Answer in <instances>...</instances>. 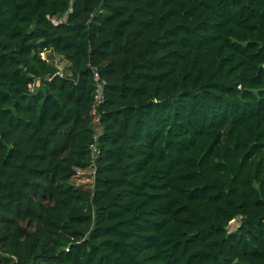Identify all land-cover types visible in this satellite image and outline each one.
Instances as JSON below:
<instances>
[{
	"label": "trees",
	"instance_id": "1",
	"mask_svg": "<svg viewBox=\"0 0 264 264\" xmlns=\"http://www.w3.org/2000/svg\"><path fill=\"white\" fill-rule=\"evenodd\" d=\"M0 264H264V0H0Z\"/></svg>",
	"mask_w": 264,
	"mask_h": 264
},
{
	"label": "built area",
	"instance_id": "2",
	"mask_svg": "<svg viewBox=\"0 0 264 264\" xmlns=\"http://www.w3.org/2000/svg\"><path fill=\"white\" fill-rule=\"evenodd\" d=\"M66 17L61 18L60 21H56L55 23H64L66 22ZM60 57V56H59ZM46 58V55H45ZM62 58V57H61ZM63 59V58H62ZM64 60V59H63ZM67 62V61H66ZM53 66L56 68L57 63L53 64ZM68 75H70V71L68 70L67 75H65L64 71L62 68H58L57 69V73L56 76H59L61 78H65ZM51 79V78H49ZM94 80L96 83V92H95V97H94V104H93V109H92V113L96 116L98 111H99V107L101 106V104L104 101V89H105V82L101 79L100 74L95 71L94 73ZM94 132H95V136H94V140L95 143L92 144L90 146V150L92 153V163L85 167V168H79L76 170L75 175L72 178V183L75 187L77 188H91L93 189L95 187V182H96V166H95V159L97 158L99 152L98 149V138L101 135L102 132V127H101V120L100 117L97 116L95 121H94V126H93Z\"/></svg>",
	"mask_w": 264,
	"mask_h": 264
},
{
	"label": "rangeland",
	"instance_id": "3",
	"mask_svg": "<svg viewBox=\"0 0 264 264\" xmlns=\"http://www.w3.org/2000/svg\"><path fill=\"white\" fill-rule=\"evenodd\" d=\"M46 55V59H47V61L51 64V65H53L54 63L56 64L57 63V66H56V69H60V68H62L63 69V71H64V73H65V75H67V72H68V70H69V68H70V65H69V63L68 62H66L65 60H63L61 57H59V56H57V55H55L54 53H52V52H50V53H47V54H45ZM45 55H44V57H45ZM69 76V75H68ZM239 219H236L235 221H233L230 225H229V230L230 231H234L237 227H238V225H239Z\"/></svg>",
	"mask_w": 264,
	"mask_h": 264
}]
</instances>
